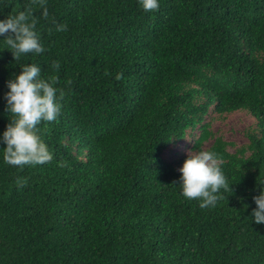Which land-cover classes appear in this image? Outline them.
Segmentation results:
<instances>
[{"label":"trees","instance_id":"obj_1","mask_svg":"<svg viewBox=\"0 0 264 264\" xmlns=\"http://www.w3.org/2000/svg\"><path fill=\"white\" fill-rule=\"evenodd\" d=\"M46 4L43 17L40 0H0V18L31 6L45 45L16 60L0 42V131L19 64H40L64 92L58 118L38 126L52 160L14 166L0 149V264H264L251 216L264 187V0ZM240 109L256 128L233 151L220 136L205 148L226 184L201 208L179 190L186 155L164 152L196 127L202 148L210 111Z\"/></svg>","mask_w":264,"mask_h":264},{"label":"clouds","instance_id":"obj_2","mask_svg":"<svg viewBox=\"0 0 264 264\" xmlns=\"http://www.w3.org/2000/svg\"><path fill=\"white\" fill-rule=\"evenodd\" d=\"M138 4L145 11L156 10L159 0H138ZM40 15L49 16L46 0H40ZM36 25L37 19L31 6L0 18V42L4 45L3 49L10 50L16 60L28 53L44 52L45 45ZM66 27L62 22L56 23V31H64ZM54 65L58 67L59 62H54ZM18 66L20 71L10 74L6 80L5 110L11 116L0 131L2 159L7 164L19 167L43 164L53 159V153L39 135L38 126L43 121L58 118L64 92L56 86L57 77L42 75L40 64L26 62ZM194 130L186 135L192 136L188 148L193 147L194 139L201 133L199 130L194 135ZM192 149L194 151L186 154L182 165L178 167L179 190L185 197L197 199L201 208L213 206L220 188L226 184L220 157L211 149ZM17 183L22 184L23 178L17 177ZM252 199L256 205L251 210L252 219L256 223H264V187H260L259 193Z\"/></svg>","mask_w":264,"mask_h":264},{"label":"rangeland","instance_id":"obj_3","mask_svg":"<svg viewBox=\"0 0 264 264\" xmlns=\"http://www.w3.org/2000/svg\"><path fill=\"white\" fill-rule=\"evenodd\" d=\"M206 122L210 121L209 129L212 136L203 142L202 148H206L214 139V137H222L229 145L228 149L233 151L240 145L247 143L248 139L245 132L248 129L256 128V119L248 111L240 109L224 115H218L214 111L206 117ZM199 129H195L193 134L197 135ZM192 142V136L188 135L184 139L179 140L177 143L170 145L164 152V156L168 159H177L181 155L189 154L194 151L188 148ZM180 167V166H178Z\"/></svg>","mask_w":264,"mask_h":264}]
</instances>
